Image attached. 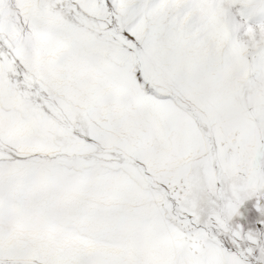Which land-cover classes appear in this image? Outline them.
Listing matches in <instances>:
<instances>
[{
  "label": "snow or ice",
  "instance_id": "snow-or-ice-1",
  "mask_svg": "<svg viewBox=\"0 0 264 264\" xmlns=\"http://www.w3.org/2000/svg\"><path fill=\"white\" fill-rule=\"evenodd\" d=\"M0 264H264V0H0Z\"/></svg>",
  "mask_w": 264,
  "mask_h": 264
}]
</instances>
